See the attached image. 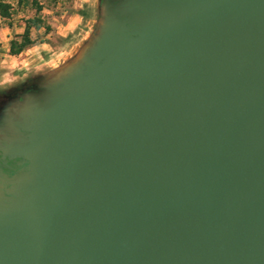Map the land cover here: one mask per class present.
Segmentation results:
<instances>
[{
  "label": "water",
  "instance_id": "95a60500",
  "mask_svg": "<svg viewBox=\"0 0 264 264\" xmlns=\"http://www.w3.org/2000/svg\"><path fill=\"white\" fill-rule=\"evenodd\" d=\"M0 111V264H264V0H98Z\"/></svg>",
  "mask_w": 264,
  "mask_h": 264
},
{
  "label": "rangeland",
  "instance_id": "374dc122",
  "mask_svg": "<svg viewBox=\"0 0 264 264\" xmlns=\"http://www.w3.org/2000/svg\"><path fill=\"white\" fill-rule=\"evenodd\" d=\"M97 14L98 0H0V89L29 84L71 59ZM26 39L30 43L17 52ZM11 105L0 99V111Z\"/></svg>",
  "mask_w": 264,
  "mask_h": 264
},
{
  "label": "flooded vegetation",
  "instance_id": "af4514ba",
  "mask_svg": "<svg viewBox=\"0 0 264 264\" xmlns=\"http://www.w3.org/2000/svg\"><path fill=\"white\" fill-rule=\"evenodd\" d=\"M17 95V91L16 89L14 90H6V89H0V99L1 98H9L12 96ZM6 96V97H5ZM0 132L1 131V127H0ZM8 164L10 165V167L6 166L3 164V160H2V155L0 152V177H4L3 174L7 175V176H11L13 175L15 172H17L18 170L24 168L26 166L25 163L22 164H15L12 163L11 161H7Z\"/></svg>",
  "mask_w": 264,
  "mask_h": 264
},
{
  "label": "trees",
  "instance_id": "16d2710c",
  "mask_svg": "<svg viewBox=\"0 0 264 264\" xmlns=\"http://www.w3.org/2000/svg\"><path fill=\"white\" fill-rule=\"evenodd\" d=\"M26 32H27V30H26ZM28 43H30V40H28V39L24 40V42L22 43V45L18 48L19 50L17 52H19Z\"/></svg>",
  "mask_w": 264,
  "mask_h": 264
}]
</instances>
